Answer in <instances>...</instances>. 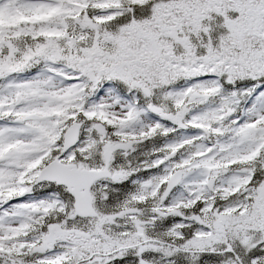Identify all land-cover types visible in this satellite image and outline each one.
I'll list each match as a JSON object with an SVG mask.
<instances>
[{"label": "snow or ice", "instance_id": "1", "mask_svg": "<svg viewBox=\"0 0 264 264\" xmlns=\"http://www.w3.org/2000/svg\"><path fill=\"white\" fill-rule=\"evenodd\" d=\"M0 264H264V0H0Z\"/></svg>", "mask_w": 264, "mask_h": 264}]
</instances>
